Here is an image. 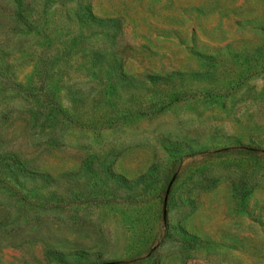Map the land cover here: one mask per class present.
<instances>
[{
  "label": "rangeland",
  "instance_id": "374dc122",
  "mask_svg": "<svg viewBox=\"0 0 264 264\" xmlns=\"http://www.w3.org/2000/svg\"><path fill=\"white\" fill-rule=\"evenodd\" d=\"M44 1L0 0V264H264V0Z\"/></svg>",
  "mask_w": 264,
  "mask_h": 264
},
{
  "label": "trees",
  "instance_id": "16d2710c",
  "mask_svg": "<svg viewBox=\"0 0 264 264\" xmlns=\"http://www.w3.org/2000/svg\"><path fill=\"white\" fill-rule=\"evenodd\" d=\"M14 3L18 0H13ZM48 2V0H45L43 4H46ZM73 5V8H74V13L76 16V19L79 15V19L81 18L82 21L91 26V27H95L96 29H99L102 31L103 30H108L110 32L114 31V33L116 32H119L120 29H122L121 27V24L115 20V19H99L97 17H95L93 15V12H92V7H91V2L89 0H72L70 1ZM16 10H17V19L18 21L20 22H24V24L26 25L27 29H31L33 26V22L32 21H29L27 20V18L29 17L28 14V8H23L22 7V4H18L16 5ZM36 27V26H35ZM34 27V29H36ZM103 37H106L105 35H103ZM3 57H5V55H3V52L0 50V61H2ZM148 79L150 80H160V77H157V76H147ZM15 86L20 89L21 87L23 88H26V84H15ZM24 90V89H23ZM30 91V88L28 89ZM25 91V90H24ZM34 96H32L34 99L37 100V98L35 97V94H33ZM29 96V95H28ZM48 100H51L50 98ZM144 179V177H140L138 180H142ZM238 186L237 185H234V190H238ZM191 240H193L191 238ZM193 242V241H191Z\"/></svg>",
  "mask_w": 264,
  "mask_h": 264
}]
</instances>
